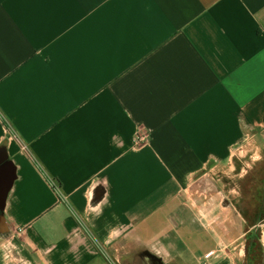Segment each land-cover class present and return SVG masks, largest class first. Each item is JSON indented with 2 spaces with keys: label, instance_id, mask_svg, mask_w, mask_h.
Wrapping results in <instances>:
<instances>
[{
  "label": "crops",
  "instance_id": "0c3cea01",
  "mask_svg": "<svg viewBox=\"0 0 264 264\" xmlns=\"http://www.w3.org/2000/svg\"><path fill=\"white\" fill-rule=\"evenodd\" d=\"M0 151V264L259 262L264 0H0Z\"/></svg>",
  "mask_w": 264,
  "mask_h": 264
},
{
  "label": "rangeland",
  "instance_id": "374dc122",
  "mask_svg": "<svg viewBox=\"0 0 264 264\" xmlns=\"http://www.w3.org/2000/svg\"><path fill=\"white\" fill-rule=\"evenodd\" d=\"M255 144H258V145H256L257 147H259V148H261V149H263V146H261L260 145V142L259 141H256L255 143H253V145H255ZM253 147V146H252ZM251 147V148H252ZM253 155H250V154H247V156L244 158V159H241V158H239L238 156H234L233 157V161H232V163L230 164L232 167H234L235 168V171H234V173L232 174L231 173V175H230V179L228 180V179H226L225 178V176L227 175V174H225V175H223L222 174V171H226V167L228 166V165H226L225 164V167H223V168H220V169H218V170H216V172L214 173V175H211L210 174V176H209V179L211 178V177H214V178H216V177H222V181L224 180V178H225V182H227V180L233 185V183H235V184H237V182H238V178H237V172L240 170V168L241 167H243V165L245 164H248V165H256V164H258L259 163V161H263V165H264V157H262V156H260V158H259V160H255L254 159V157H252ZM240 167V168H239ZM261 177V176H260ZM260 180V179H259ZM258 180V181H259ZM261 182L263 183L262 184V192H260V194H261V196H262V193H263V195H264V176H263V178L261 179ZM203 187H204V184L202 185ZM252 194H254V192H253V190H251L250 191ZM258 199H260V198H258ZM262 200L264 201V199L262 198ZM258 224V226H257V232L259 231V236H257L256 237V240H253L252 239V241H255L257 244H259V247H260V251H261V257H262V259L259 261V262H257V263H255V264H263L262 262H264L263 261V259H264V243H263V240H264V238L262 239L261 238V236H260V231L261 232H263L262 233V236L264 237V220L263 221H261V222H259V223H257ZM248 251H247V254L243 257L242 256V258H244V261H245V264H252L251 262H249V261H247V259H248ZM102 257H103V260H104V262L106 263V264H114V261H113V259H112V257L111 256H109L108 254H105V253H103L102 254ZM241 258V259H242ZM213 259V258H212ZM237 262V264H239L240 262H238V261H236ZM241 264H243V263H241Z\"/></svg>",
  "mask_w": 264,
  "mask_h": 264
},
{
  "label": "water",
  "instance_id": "95a60500",
  "mask_svg": "<svg viewBox=\"0 0 264 264\" xmlns=\"http://www.w3.org/2000/svg\"><path fill=\"white\" fill-rule=\"evenodd\" d=\"M0 163H3L4 168L2 171L3 182H4V190L0 193V209L2 208V204L4 201V192L10 187L12 181L13 168L10 162L7 161L6 156L2 151H0Z\"/></svg>",
  "mask_w": 264,
  "mask_h": 264
},
{
  "label": "built area",
  "instance_id": "2783aa9c",
  "mask_svg": "<svg viewBox=\"0 0 264 264\" xmlns=\"http://www.w3.org/2000/svg\"><path fill=\"white\" fill-rule=\"evenodd\" d=\"M140 140H143L142 138H140ZM201 264H214L213 260H212V255H205L201 261Z\"/></svg>",
  "mask_w": 264,
  "mask_h": 264
}]
</instances>
